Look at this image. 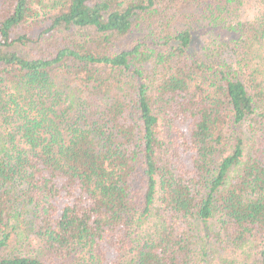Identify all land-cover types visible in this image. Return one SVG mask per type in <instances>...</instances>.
Masks as SVG:
<instances>
[{"label":"trees","instance_id":"obj_1","mask_svg":"<svg viewBox=\"0 0 264 264\" xmlns=\"http://www.w3.org/2000/svg\"><path fill=\"white\" fill-rule=\"evenodd\" d=\"M0 264H264V0H0Z\"/></svg>","mask_w":264,"mask_h":264},{"label":"rangeland","instance_id":"obj_2","mask_svg":"<svg viewBox=\"0 0 264 264\" xmlns=\"http://www.w3.org/2000/svg\"><path fill=\"white\" fill-rule=\"evenodd\" d=\"M203 32H205V31L203 30Z\"/></svg>","mask_w":264,"mask_h":264}]
</instances>
